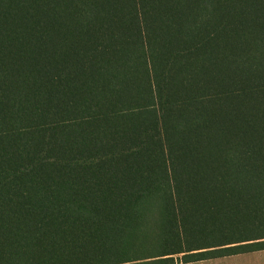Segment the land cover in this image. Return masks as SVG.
Wrapping results in <instances>:
<instances>
[{
  "label": "trees",
  "instance_id": "obj_1",
  "mask_svg": "<svg viewBox=\"0 0 264 264\" xmlns=\"http://www.w3.org/2000/svg\"><path fill=\"white\" fill-rule=\"evenodd\" d=\"M23 4L36 13L14 17L11 6ZM18 19L52 31L53 46L21 52ZM61 27L85 31L62 46ZM0 28L23 70L57 71L71 58L123 64L132 103L131 116L88 127L99 136L107 188L39 201L37 211L108 200L117 232L138 234L129 264L264 251V0H0ZM98 34L120 48L82 54ZM15 87L26 131L28 103L22 82Z\"/></svg>",
  "mask_w": 264,
  "mask_h": 264
},
{
  "label": "rangeland",
  "instance_id": "obj_2",
  "mask_svg": "<svg viewBox=\"0 0 264 264\" xmlns=\"http://www.w3.org/2000/svg\"><path fill=\"white\" fill-rule=\"evenodd\" d=\"M17 24L21 52L53 46L49 29H30L23 19ZM56 31L68 46L63 37L85 29ZM6 42L0 28V71H8L0 80V209L8 215L0 218V264H63L110 255L129 264L126 259L141 249L138 234L117 232L108 200L36 210L39 201L107 188L99 136L88 127L133 114L123 64L82 67L71 58L72 66L57 71L23 70L21 53L19 67ZM15 82H22L28 103L26 131ZM174 259L187 264L181 256ZM205 262L264 264V251L197 263Z\"/></svg>",
  "mask_w": 264,
  "mask_h": 264
},
{
  "label": "crops",
  "instance_id": "obj_3",
  "mask_svg": "<svg viewBox=\"0 0 264 264\" xmlns=\"http://www.w3.org/2000/svg\"><path fill=\"white\" fill-rule=\"evenodd\" d=\"M76 1V0H74ZM23 6V7H22ZM17 12H20L22 14H28L30 15L31 13H36V10L34 9V7L28 6V5H21V6H11V13L13 14L14 17H16ZM98 35H96V37H93L94 39V44L90 47H88L87 49H83V52H81L82 54L85 53H96V52H103V51H107V50H114V49H119V45L116 43H114V41L111 40L112 37H107V35H105L104 37H98ZM45 56L49 53H44ZM52 57H55V53H50ZM261 252V251H260ZM257 253V252H254ZM254 253H249V254H254ZM216 260V259H214ZM203 262V261H202ZM212 262V261H211ZM210 262V263H211ZM193 264H204V263H193ZM206 264V262H205Z\"/></svg>",
  "mask_w": 264,
  "mask_h": 264
}]
</instances>
